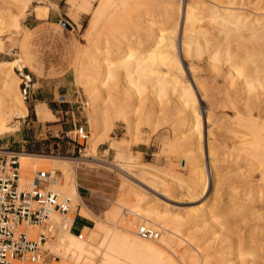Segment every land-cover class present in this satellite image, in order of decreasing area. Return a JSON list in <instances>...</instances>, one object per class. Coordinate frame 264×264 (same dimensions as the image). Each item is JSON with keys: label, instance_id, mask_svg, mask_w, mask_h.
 Returning <instances> with one entry per match:
<instances>
[{"label": "rangeland", "instance_id": "obj_1", "mask_svg": "<svg viewBox=\"0 0 264 264\" xmlns=\"http://www.w3.org/2000/svg\"><path fill=\"white\" fill-rule=\"evenodd\" d=\"M81 3L82 0H78L75 7L76 10L79 8L80 12L77 15L78 20H75L76 10L73 13L69 0H20L18 5L12 7L7 6L4 0H0V17H3L7 25L15 30L2 36L3 40L0 44L3 51H0V61L17 60V64L22 62L26 65V70L31 71L35 76L34 82L39 81V85L35 87L34 97H41L40 91L44 89L45 96L51 100V106L62 110L56 112L58 119L53 122L64 123L63 131H56V135L47 134L42 138L36 123L39 120L35 111L36 101L32 99L26 101L29 113L26 117H20L6 106L5 89L0 84V118L2 112H6L4 118L7 121H18L17 129L9 134L5 131L1 133L0 146L41 156L72 159L69 164L76 170L78 168L77 177L80 171L87 170L88 174L83 175L89 180L86 184L87 188H81V195L87 202L83 197L82 200L92 213L103 218H110L113 223L110 233L116 239V247L111 250L113 257L109 264H152L143 257L135 243V237L142 224H151L157 228L161 226L159 239L163 231L168 233L171 230L168 236L173 235L174 238L169 254L173 255L177 264L264 263V250H262L263 254L260 250L258 251L260 253L257 256L260 257L254 258V263H249L253 258L245 255L252 236L260 237V229L264 227V219L260 218V221H257L259 217H264V199L257 201L256 195V189L260 186L258 184L264 180L261 179L260 170L255 169L254 173L252 168L253 171L249 166L244 165L241 156L235 158L237 151L233 150L235 153L229 155L233 148V137L224 140L222 135L230 134L226 132L230 124L236 126L232 120L235 116L234 109L223 108L224 106L220 108L222 105H218V109H216L218 106L214 108L216 116L218 115V122L213 129L212 139L216 140L218 145V157H229V160L219 161L216 171H212L207 155L209 191L206 194L198 192L195 197H191L187 194L185 186L187 185L185 179L189 173V167L185 168L189 159L186 153V132L183 131L175 136L176 133L173 131L175 118L165 113L162 102L157 99L155 102L147 92V96L145 92L142 94L145 95L143 99L140 96L137 99L135 96L136 101L133 105L137 111L133 106L131 109L138 114L133 112V115L132 113L130 115L133 116L132 120L135 123V131L132 134L133 131L129 132L123 122L111 124L110 118L107 119L110 115H115L114 104L106 109L110 113L106 114L101 101H94L81 82V76L91 77L93 74L92 56L94 47L101 41L103 24L101 20L96 19L99 6L97 0L93 10L88 12ZM49 9L54 11L52 18H48ZM42 11H47L48 17L41 16ZM113 32L119 34L121 31L113 29ZM15 52L17 55H14ZM16 67L13 72L20 84ZM186 69L189 72L188 67ZM35 72L40 73L39 77L43 78L37 79L38 74ZM18 93L21 96L19 86ZM80 96L88 100L89 106L83 105ZM201 109L205 130L204 141L207 147L206 112L209 107L204 101L201 103ZM66 110H72L74 113H66ZM73 118L85 124L91 132L89 141L82 146L81 152H79L80 145L70 137L74 135L70 133L74 129ZM5 137L7 138L4 139ZM109 146L112 149L105 151L104 149ZM130 164H153L160 170L157 173L159 183L153 182L148 176L140 175L142 166ZM48 166V162H40L36 169H48ZM22 168L25 177L29 176L26 172L30 173L35 169L33 166L27 167L25 162ZM56 168L63 170L60 167ZM249 174L252 175L249 176ZM248 179H252L251 183L255 189L252 194L256 200L254 211L258 209L257 213H259L257 220L252 218L249 222L238 223L239 219L235 218L237 222L234 223L233 216L230 217L227 211L219 215L216 213L205 217L197 216L202 213V210H209L213 204L219 212L223 211L228 207L226 204L230 202L229 198H239L243 194L249 186ZM181 180H185V184ZM54 186L62 192L56 184ZM90 188H96L97 193ZM158 192H167V196ZM234 194L236 197H233ZM215 198H217L216 201H214ZM75 204L81 205L80 202L73 201L74 207H76ZM118 204H123L124 207ZM161 212L164 220L158 222L156 220ZM54 218L59 220L58 215ZM90 225L93 226L94 221H91ZM80 226L79 221L75 231H78ZM164 226L170 227V230L164 229ZM175 229L179 230L176 234ZM61 233L62 231L57 234L53 242L46 243V247L50 248L52 253H57L59 257L54 260L51 253H48L46 262L36 264L81 263L80 261L77 263V260L75 261L58 247ZM261 237L264 242V234ZM148 240L157 242L150 238ZM105 244L108 245V242L104 241L102 244L104 249ZM105 260L104 254H97V263Z\"/></svg>", "mask_w": 264, "mask_h": 264}, {"label": "bare ground", "instance_id": "obj_2", "mask_svg": "<svg viewBox=\"0 0 264 264\" xmlns=\"http://www.w3.org/2000/svg\"><path fill=\"white\" fill-rule=\"evenodd\" d=\"M4 1L7 6L12 7L18 5L20 0ZM95 1L82 0L81 5L88 12L93 10ZM97 1L99 6L96 19L103 22L101 41L94 47L92 76H81L80 79L94 101H101L106 114H110L106 109L114 104L115 115L111 113L113 116L107 117L110 118L109 122L111 124L123 122L126 129L129 132L133 131V134L135 123L132 120L133 116L130 115L137 111L133 105L135 99L139 96L143 99L145 95L142 94L147 92L155 102V99L162 102L165 113L175 118L173 120L175 136L186 132V153L189 159L185 168L189 167V173L185 179L187 180L185 186L187 194L195 197L198 192L206 194L209 191L207 155L212 171H216L219 161L229 160V157H218V145L212 136L218 122L214 108L218 105H222L220 108L230 107L234 109L235 116L232 120L236 126L230 124L226 128V132L230 134L222 135L224 140L233 137V148L229 155L237 151L235 158L241 156L244 165L249 166L250 170L253 169L254 173L255 169L260 170L261 179L264 180V0ZM69 2L75 13L78 0ZM40 14L47 16V11ZM78 14L79 8L74 15L75 20H78ZM113 29L121 32L118 34L113 32ZM12 31L15 30L0 17V41L3 40L2 36ZM14 55H17V52ZM16 62L17 60L0 61V84L5 89L6 106L16 115L26 117L29 108L22 95L19 96L20 84L13 72L15 66L26 65ZM203 101L209 107L206 112L207 147L204 141L205 130L201 109ZM132 106L136 111L131 109ZM218 108L219 106L216 109ZM137 109L139 110V107ZM38 112L44 120L53 117V113L45 104L41 105ZM5 114L6 112H2L0 118V135L4 131L9 134L18 128V121H7L4 118ZM19 153L23 167L25 162L27 167L35 168L33 171L40 162H48L49 168L63 169L64 175L61 182L56 184L57 187L71 196L75 203L80 202L82 205L80 213L95 222L89 237L62 231L58 247L77 260V263L78 261L82 264L111 263L113 257L111 250L116 247V239L110 233L113 223L110 218L96 216L82 204L76 190V169L69 164L72 159ZM130 165L142 166L139 174L159 183L157 173L160 170L153 164ZM32 172L26 173L30 176ZM185 180L181 181L185 184ZM251 180H247L249 186L239 198H229L230 202L226 204L228 207L223 211L219 212L213 204L209 210L203 207L204 210L197 216L205 217L216 213L219 215L227 211L230 217L233 216L234 223L236 219H239L238 223L249 222L252 218L257 220L259 213L258 209L254 211L256 200L252 193L255 189ZM258 185L260 186L256 189L257 201H263L264 181ZM160 194L167 196V192ZM235 195L232 196L236 197ZM118 206L124 207L123 204ZM260 218L264 219L259 217L257 221H260ZM163 220L164 215L161 212L156 221ZM166 228L168 227L164 226V229ZM263 228L260 229L261 236L264 234ZM168 229L170 230V227ZM169 232L163 231L159 240L152 239L157 242H151L146 236L137 233L135 243L146 260L152 264H177L173 255L169 254L174 238L173 235L168 236ZM176 232L179 230L175 229V234ZM261 236L258 238L252 236L250 244L248 243L245 255L253 258L249 263L255 262V259L260 257L257 256L260 252L263 254L264 242ZM54 239L47 243L53 242ZM110 239L112 240L109 243ZM104 241L108 242V245H104L105 249L102 245ZM99 253L106 256L102 263L96 261ZM103 258L105 259L104 256ZM25 262L27 261L15 264Z\"/></svg>", "mask_w": 264, "mask_h": 264}, {"label": "built area", "instance_id": "obj_3", "mask_svg": "<svg viewBox=\"0 0 264 264\" xmlns=\"http://www.w3.org/2000/svg\"><path fill=\"white\" fill-rule=\"evenodd\" d=\"M16 70L20 77V93L24 100L32 99L35 76L21 64ZM81 102L89 106L82 96ZM74 111L69 110L66 113ZM70 136L78 143L79 152L91 136L85 124L73 118ZM69 135V134H68ZM10 147H0V264L46 262L48 253L54 260L59 255L51 252L46 243L61 231H75L80 207H74L72 197L54 188L61 182L64 171L57 168H38L31 176L23 174L21 156ZM59 216V220L54 218ZM26 222V224H23ZM139 233L158 239L161 230L151 224H142Z\"/></svg>", "mask_w": 264, "mask_h": 264}, {"label": "crops", "instance_id": "obj_4", "mask_svg": "<svg viewBox=\"0 0 264 264\" xmlns=\"http://www.w3.org/2000/svg\"><path fill=\"white\" fill-rule=\"evenodd\" d=\"M53 15H54V11H52V10L49 9V12H48V16L49 17L48 16L47 17L48 18H52ZM43 19H46V18H43ZM0 51H3V47H2V50H0ZM33 69H35V67H33ZM35 73H37V72H35ZM37 74H38V76L36 78L38 79L39 75H41V74L40 73H37ZM39 78H43V77H39ZM38 85H39V81H35V87L38 86ZM35 89L36 88H34L33 89V92H32V100L36 101V103H35V111H36L37 117L39 119L38 121H36V123H37L38 127L40 128L39 129L40 130L39 131V135H41L42 138L45 137V136H47V134H51L50 136H54V135H56V133H55L56 131L59 132L60 130L63 131V129H64V123L63 122H61V123H56V122L54 123L53 122V121H55V120L58 119V117L56 115V112L58 113V112H61L62 110L57 109V108L55 109V108H53L51 106V100L47 96H45V90L44 89H42L40 91L42 93L41 97L35 98L34 97V93L36 91ZM42 104H45L46 108L50 112L53 113L52 119H46V120H44L42 118L41 114L38 112L39 111V108L41 107ZM67 111H69V110H66L65 112H67ZM7 137H9V136H7ZM7 137H5L4 139H6ZM111 149L112 148L109 146L108 148H105L104 150L106 151V150H111ZM77 173H78V168L76 170V174ZM84 174L85 175L88 174L87 170L80 171L79 174H78V177L76 175V190H77L79 199H81L82 204L88 209V206L82 200V197L83 196L81 195V188H87L86 187V184H88V181H89L88 179H86L85 177H83ZM90 189L94 193H97V189L96 188L95 189L94 188H90ZM83 198L85 199V197H83ZM85 201L87 202L86 199H85ZM80 215H82V214L80 213ZM80 215H78L77 218H76L75 226L80 221L81 222V226H80L79 230L82 229V228H84V229H83V231L81 233H79L77 235L82 236V237H87L91 233V231H92V229H93V227L95 225V222H94V225L91 226L90 224H91V221H93V220L90 219V218H87V217H85L83 215L82 216H80ZM95 215L96 216H99L97 214H95Z\"/></svg>", "mask_w": 264, "mask_h": 264}]
</instances>
